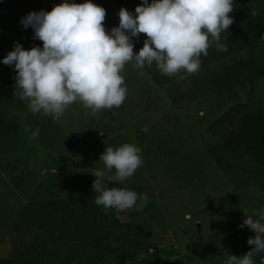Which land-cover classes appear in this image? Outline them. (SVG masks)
<instances>
[{
    "label": "rangeland",
    "instance_id": "1",
    "mask_svg": "<svg viewBox=\"0 0 264 264\" xmlns=\"http://www.w3.org/2000/svg\"><path fill=\"white\" fill-rule=\"evenodd\" d=\"M244 1L264 16V0ZM63 2L0 0V254L6 252L9 240L17 237V214L26 202L94 195L96 177L92 174L104 167L99 161L101 154L107 147L115 149L125 143L141 149L143 164L124 183H106L149 197L150 207L134 218L149 233L146 250L137 259L126 261L80 247L67 251L61 246L53 254L56 260L137 264L165 249L172 253L166 263L223 264L225 253L246 254L242 238L250 229L239 227L247 219L243 211H264V193L243 173L239 186L230 184L206 148L214 141L209 126L235 103L244 104L249 111L264 110V75L251 82L240 79L233 88L234 98L227 92L213 94L210 80L219 72L217 66L200 67L172 86L157 87L143 69L129 63L122 72L127 96L119 108L93 115L77 101L58 122L42 113L32 114L14 97V65L2 61L17 42L25 50L42 48L43 42L34 40V30L25 29L21 20L32 11H51ZM92 2L106 9L105 27L110 31L119 26L121 8L135 14L143 0ZM145 37L132 38L134 45ZM253 53L256 63L264 68V41ZM174 94H184L185 99L175 104L171 101ZM25 126L31 131L39 129V136L30 139ZM246 161L253 165L252 172L260 171L258 164ZM254 262L264 264V253L255 256Z\"/></svg>",
    "mask_w": 264,
    "mask_h": 264
},
{
    "label": "clouds",
    "instance_id": "2",
    "mask_svg": "<svg viewBox=\"0 0 264 264\" xmlns=\"http://www.w3.org/2000/svg\"><path fill=\"white\" fill-rule=\"evenodd\" d=\"M233 11V0H143L135 14L121 8L119 26L108 31L105 8L92 0L80 4L64 0L51 11H32L21 20L43 47L25 50L17 42L2 63L14 65V97L32 114L42 113L58 122L79 101L96 115L124 103L128 90L122 72L129 63L141 70L155 64L162 75L185 79L180 73H197L200 57H206L213 45L227 52L221 37L234 23L229 15ZM251 15H258L256 8ZM141 34L147 39L135 53L132 38L138 40ZM24 131L30 132V139L39 136V129L25 126ZM140 152L125 143L101 154L104 167L93 171L92 188L94 203L105 214L112 209L119 218L128 210L142 211L149 202L145 194L106 183L122 184L132 177L143 164ZM243 212L247 219L239 227L247 226L256 234L247 240L254 247L240 257L225 253L223 264H255L254 257L264 253V211Z\"/></svg>",
    "mask_w": 264,
    "mask_h": 264
},
{
    "label": "trees",
    "instance_id": "3",
    "mask_svg": "<svg viewBox=\"0 0 264 264\" xmlns=\"http://www.w3.org/2000/svg\"><path fill=\"white\" fill-rule=\"evenodd\" d=\"M233 7L229 15L234 23L221 37L228 51H217L213 45L206 57H200V67L217 66L219 72L210 80L213 94L227 92L235 98L233 88L240 79L251 82L264 75V68L256 63L253 53L254 47L264 41V16L257 11L258 15L253 17V7L244 0H233ZM145 39L147 37L134 45L135 53L144 46ZM143 70L157 87L172 86L181 80L179 76L162 75L155 64L146 65ZM180 75L187 76L183 72ZM184 99V94L171 97L175 104ZM209 131L214 141L206 152L229 183L239 186L244 176L264 193V110L249 111L244 104L235 103L209 126ZM247 158L258 164L259 172H252L253 165H249ZM94 196L26 202L17 214L15 227L19 233L9 240L6 252H1L0 264H73L54 258L55 250L61 246L68 248L67 251L80 247L126 261L137 259L146 250L149 236L134 221L141 211L128 210L117 218L115 210L110 209L109 214H105L103 207L94 203ZM147 207H150L149 202L144 209ZM249 237L254 238L251 230L242 238L245 253L253 247L247 243ZM171 257V252L158 249L151 258L137 264H176L174 261L166 263L165 258Z\"/></svg>",
    "mask_w": 264,
    "mask_h": 264
}]
</instances>
